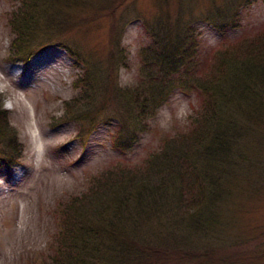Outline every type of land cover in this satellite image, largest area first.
<instances>
[{"label": "trees", "instance_id": "obj_1", "mask_svg": "<svg viewBox=\"0 0 264 264\" xmlns=\"http://www.w3.org/2000/svg\"><path fill=\"white\" fill-rule=\"evenodd\" d=\"M17 2L8 19L14 33L11 58L27 60L40 48L55 44L75 67L85 68L74 82L77 96L64 104V122H73L74 111L87 113L94 105L89 93L94 97L98 93L87 62L78 48L61 40L39 41L31 34L37 20L57 19V13L76 1ZM171 18L144 20L151 43L141 51L140 76L131 87H119L112 79L104 86L108 102L119 110L117 119H107L121 127L115 148L125 156L142 146L151 120L177 90L196 100L187 127L164 133L159 147L139 165L92 176L81 192L57 200L53 247L34 264H235L239 260L229 257L235 253L221 257L218 237L229 227L230 207L240 196L239 176H246L255 164L251 135L244 142L242 138L259 125L255 114L264 112V31L210 57L204 51L201 57L192 19ZM200 64H206V70L201 71ZM1 107L0 101V165L8 166L23 149ZM92 120L88 130L98 121Z\"/></svg>", "mask_w": 264, "mask_h": 264}, {"label": "rangeland", "instance_id": "obj_2", "mask_svg": "<svg viewBox=\"0 0 264 264\" xmlns=\"http://www.w3.org/2000/svg\"><path fill=\"white\" fill-rule=\"evenodd\" d=\"M75 1L57 13V19L48 16L47 20H37L31 34L39 41L55 39L70 44L87 62L89 79L98 93L95 97L89 93L94 99L87 112L90 115L74 111L76 120L68 123L64 122V104L77 96L74 82L85 68L75 67L74 60L55 44L40 48L34 62H29L34 54L28 60L11 58L14 33L8 19L18 2L0 0L1 108L23 149L11 165L14 168L0 165V264L41 260L53 247L57 200L81 192L92 176L139 165L157 148L164 133L187 127L196 100L175 90L151 120L142 148L125 156L115 148L121 127L107 118L117 119L119 110L108 102L104 86L110 79L119 87L137 83L141 51L151 43L143 29L144 20L151 22L167 15L192 19L190 27L198 35L201 57L204 51L210 57L264 31V0ZM41 55L47 62L37 63ZM117 65L123 67L116 70ZM199 68L204 71L207 65ZM255 115L259 125L242 138L244 142L251 135V150L257 152L255 164L246 176H239L240 196L235 207H230L229 227L218 237L221 257L235 253L229 256L239 258L235 264H264V112ZM93 118L98 121L88 130ZM13 174L18 178L15 185L9 182Z\"/></svg>", "mask_w": 264, "mask_h": 264}, {"label": "bare ground", "instance_id": "obj_3", "mask_svg": "<svg viewBox=\"0 0 264 264\" xmlns=\"http://www.w3.org/2000/svg\"><path fill=\"white\" fill-rule=\"evenodd\" d=\"M44 62H47V61H44ZM17 181H18V178L15 177L14 179L10 180L9 182L12 183L13 185H15V182H17Z\"/></svg>", "mask_w": 264, "mask_h": 264}]
</instances>
